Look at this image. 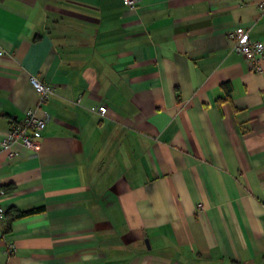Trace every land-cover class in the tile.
<instances>
[{
  "label": "crops",
  "instance_id": "0c3cea01",
  "mask_svg": "<svg viewBox=\"0 0 264 264\" xmlns=\"http://www.w3.org/2000/svg\"><path fill=\"white\" fill-rule=\"evenodd\" d=\"M261 1L0 0V141L55 88L40 150L0 145V206L44 208L0 264H264V53L228 35L264 45Z\"/></svg>",
  "mask_w": 264,
  "mask_h": 264
},
{
  "label": "built area",
  "instance_id": "2783aa9c",
  "mask_svg": "<svg viewBox=\"0 0 264 264\" xmlns=\"http://www.w3.org/2000/svg\"><path fill=\"white\" fill-rule=\"evenodd\" d=\"M139 1L140 0H123V4L129 10H135ZM258 6L264 9V0H262ZM228 35L232 50L245 57L248 69L254 72H261L262 66L260 62L264 53L263 43L259 40L252 39L247 32L243 31H232ZM29 83L38 94L39 99L36 107L26 110L22 118L14 121L2 136L0 145L7 151L8 158H13L18 154V152L13 149L15 144H20L35 152H38L41 148L42 132L45 129L48 114L43 112L39 115L37 114V110L54 95L55 88L39 81L35 77H30ZM91 110L100 116H104L106 107L104 105H97L91 107ZM1 195H3V193L0 190V196ZM4 212V208L0 206V222L3 221ZM13 250L12 245L7 247V252L11 253Z\"/></svg>",
  "mask_w": 264,
  "mask_h": 264
},
{
  "label": "trees",
  "instance_id": "16d2710c",
  "mask_svg": "<svg viewBox=\"0 0 264 264\" xmlns=\"http://www.w3.org/2000/svg\"><path fill=\"white\" fill-rule=\"evenodd\" d=\"M226 92L228 93L229 88L227 86H224ZM14 186L13 185H8L6 187H1L0 190L2 191L3 194L9 195L12 194L14 191ZM43 207H37V208H31V209H26V210H20L15 207H9L8 209L5 210L4 215H3V226H4V232H9L11 229L12 223L16 219L28 217L31 215H35L37 213H40L43 211Z\"/></svg>",
  "mask_w": 264,
  "mask_h": 264
}]
</instances>
